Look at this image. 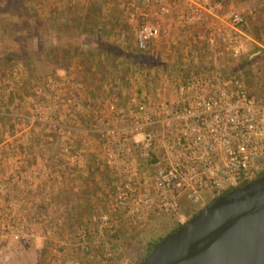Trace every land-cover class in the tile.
I'll return each mask as SVG.
<instances>
[{
	"label": "rangeland",
	"instance_id": "rangeland-1",
	"mask_svg": "<svg viewBox=\"0 0 264 264\" xmlns=\"http://www.w3.org/2000/svg\"><path fill=\"white\" fill-rule=\"evenodd\" d=\"M209 1L220 15L242 14L245 20L242 53L237 57L229 55L219 38L211 45L207 41L208 29L204 23L184 27L176 15L185 10L187 0H164L174 3L175 8L162 24V35L145 51L161 63L136 65L125 55L117 59L105 52L108 60H101L103 67L95 72L100 82H105L107 74L118 80L115 85L119 90L116 94L119 99H115L117 103L122 105L125 101L124 88L129 89L130 93L144 91L152 94L164 78L179 79L210 66L226 71L234 68L236 74L242 75L246 85L250 80L249 90L258 95L264 92V16L255 13L256 2ZM33 6L39 14L52 16L53 20L62 15L58 18L62 23L67 22L73 33L64 31L60 36L61 43L70 42L74 36L78 43L98 46L100 41H105L129 47L126 51L136 48L135 32L143 11L147 10L139 0H34ZM83 13H87V19L93 16L100 18L98 34L87 36L83 31L74 33L76 27L80 30L86 28L83 21L87 19L83 20ZM113 16L117 17L115 23L111 22ZM2 26L0 24V52L4 54L18 46L11 41L9 32H3ZM40 39L43 45L52 43V31L49 28L42 30ZM2 40L12 44H3ZM66 51L69 52L61 50L57 59L54 53L41 55V59L35 58L31 66L17 60L0 67V264H139L151 249L145 237L154 229L152 227L157 221L164 219L172 226L181 222L180 216L184 215V223L190 215L200 211L202 205L190 204L193 212L151 213L148 218L134 221L127 213L115 210V181L112 183L105 170L102 176L97 175L100 178L93 183L89 172L91 168L85 170V166L70 161L74 159L82 141L88 142V151L93 148L90 139L93 133L87 134L85 130L94 124L96 108L103 106V103L86 102L84 99L90 86L83 75L85 71H90L86 63L91 58H86L87 53L80 48L76 51L68 48ZM70 71L75 73V80L82 86L76 90L71 82H60L62 85L59 83L54 88L55 91H62L66 97H75V102L69 107L64 106V112L60 114L59 122L74 128L73 134L68 136L46 124L49 118L48 113L46 115L47 104L52 106L57 98L53 91H47L45 82L49 76L58 79ZM127 80L129 84H126ZM87 103L88 111H85ZM22 130L32 131V134H38L49 143L31 151L25 135L20 133ZM57 143L58 155L49 157V151ZM99 143L103 151V145ZM70 163H75V166ZM57 169L62 177L70 173L77 188L99 183L101 195L90 197L93 208L88 204L89 197L75 196L77 192L70 197L60 196L61 190L57 191V187L60 185L64 188V181L58 179ZM80 173H86L84 178L77 176ZM82 198V210L77 211V200L81 201ZM54 222L58 223L57 231L47 238V224ZM100 224H103L102 229ZM156 226L155 229L161 228L159 224ZM46 239L48 246L44 262L40 263Z\"/></svg>",
	"mask_w": 264,
	"mask_h": 264
},
{
	"label": "built area",
	"instance_id": "built-area-1",
	"mask_svg": "<svg viewBox=\"0 0 264 264\" xmlns=\"http://www.w3.org/2000/svg\"><path fill=\"white\" fill-rule=\"evenodd\" d=\"M139 1L147 10L136 29L135 45L145 52L162 35V24L175 5ZM184 8L176 15L184 27L204 23L211 45L219 38L229 55L242 53L241 13L220 15L209 0H187ZM60 82H71L76 90L82 86L72 71L46 79L47 91L57 98L52 106L47 104L46 124L71 136L74 128L59 120L63 107L72 105L75 97L55 91ZM124 100L120 105L109 97L85 132L99 136L102 161L115 177V210L132 220L153 212H193L190 204L204 208L264 175V92H251L242 75L210 66L179 79L164 78L154 93L129 92ZM79 153L72 162H79ZM185 218L180 216V221Z\"/></svg>",
	"mask_w": 264,
	"mask_h": 264
},
{
	"label": "water",
	"instance_id": "water-1",
	"mask_svg": "<svg viewBox=\"0 0 264 264\" xmlns=\"http://www.w3.org/2000/svg\"><path fill=\"white\" fill-rule=\"evenodd\" d=\"M139 264H264V175L214 199Z\"/></svg>",
	"mask_w": 264,
	"mask_h": 264
},
{
	"label": "trees",
	"instance_id": "trees-1",
	"mask_svg": "<svg viewBox=\"0 0 264 264\" xmlns=\"http://www.w3.org/2000/svg\"><path fill=\"white\" fill-rule=\"evenodd\" d=\"M220 1V0H217ZM235 2H242L248 0H234ZM256 2L255 13L262 14L264 16V0H253ZM34 0H0V24H2L3 32L10 33V39L18 47L10 50L4 54L0 52V67L2 65L11 64L13 61L22 60L26 65L32 64L35 58L41 59V55L54 53L55 59L58 58L60 51L64 50V53H68L66 49H74L75 51L79 48L82 52L87 48L83 44L78 43L74 36L73 40L67 43H61L60 36L65 32L72 34L71 27L68 26L67 22H63L58 16L57 19L53 20L52 16H42L37 12L35 6H33ZM59 19V20H58ZM9 28V31H8ZM49 28L53 33L52 43L43 45L40 39V33L43 30ZM48 30V29H47ZM7 35V34H6ZM14 38V41H13ZM2 39V38H1ZM3 44L9 43L6 40H2ZM2 44V45H3ZM12 44V43H9ZM90 46V44H89ZM122 46H117L115 44H108L105 41H100L99 48L101 50L109 51L115 57H121V55L127 56L131 61L137 63L136 65H156L161 63L156 57L147 52H141L137 48L133 50L126 51L121 48ZM261 50V48H259ZM61 62H59L60 64ZM61 65V64H60ZM228 72L236 73L235 69H231ZM48 76V75H47ZM250 80H247V86L250 88ZM253 92L252 90H250ZM260 95V94H259ZM3 117V116H2ZM59 145L58 143L51 148L48 155L49 157H54L58 155ZM158 213V212H153ZM193 213L192 215L196 214ZM163 214V213H162ZM190 215V216H192ZM157 224L161 227L160 229H155ZM183 223L177 222L171 226V222H167L164 219L157 221L148 233L145 239L149 247H152L156 242L161 240L163 237L178 229ZM46 235L47 238L55 234L53 231H57L58 223L54 222L50 225L47 224ZM167 228V229H165ZM54 229V230H53ZM165 229L162 233L159 230ZM48 239L44 241L42 250V260L40 263L44 262V254L47 250Z\"/></svg>",
	"mask_w": 264,
	"mask_h": 264
},
{
	"label": "crops",
	"instance_id": "crops-1",
	"mask_svg": "<svg viewBox=\"0 0 264 264\" xmlns=\"http://www.w3.org/2000/svg\"><path fill=\"white\" fill-rule=\"evenodd\" d=\"M114 3L115 2H113V4ZM245 3H250V2L247 1ZM86 14L85 13L82 14L83 20L87 19L85 17ZM91 18L92 19H87L89 21H87V20L85 22L83 21L84 25H86V28L85 29L80 30L79 28L76 27L73 30L74 33H78L79 31H83L87 36H93V35L98 34L99 33V30L98 29H100V28H98L100 26V21H99L100 18H97L95 16H93ZM116 18L117 17H115V16L111 17V22H114L115 23V20L114 19H116ZM110 33H112V32L110 31ZM120 43H122V42H120ZM81 44H83L84 47L87 48L83 52V53H85V52L87 53L86 58H91V59H89V63H86L87 64L86 67L90 71H88V70L85 71L84 72L85 75H83L84 76V81L87 84H89V86H90L89 87V90H88V93H87V96L88 97L86 96V98H84V99L87 100L86 102H88V101L89 102H93V101H95V102H101L102 101V103L104 105L107 102V99L109 97H114L115 99H117V98L119 99V97L116 96V94H117V92H119V90H116V88H115L116 87L115 85L118 84V80L115 79V78L112 79V77L107 74L108 77L106 76L105 82H100V78H98L97 77L98 76L97 73H95L96 71H99L100 68L103 67V65H102L103 64V61H101V60H103V59L108 60L107 53L109 54V51L101 50L99 48V45L98 46H93L91 43H81ZM89 44H90V46H89ZM120 45H122V44H120ZM121 48L123 50L129 49V47H126L125 48V46H123V45H122ZM105 52H107V53H105ZM119 58H120V56L117 57V59H119ZM113 65H114V63H113ZM79 67H80V69L82 68L81 66H79ZM107 68L109 69L110 66H107ZM126 84H129L128 80H127ZM123 93H124V95H128L129 94V89L126 90V88H124L123 89ZM87 106H88V103H87L86 106H84L85 111H88ZM90 110H94V108H91ZM82 111H84V110H82ZM78 123H79V121H78ZM20 133H23V135H25L24 136V139L25 140L27 139L28 148L31 151L34 150V149H39L43 145L49 143V141L48 142H45L46 140H43V137L41 139V137H39L38 134H32V131L30 132L29 130L28 131L22 130ZM84 136H85V134H84ZM98 137L99 136H97L95 134H93V136L90 137L91 143H92L91 145H93L92 146L93 148H91V150H89L90 152L87 150V149H89L88 146L87 147H82V146H79L78 147L79 148L78 151H80L79 157L81 159L79 160V162H77L76 164L74 163V164L75 165H78V166H80V165L81 166H85L84 167L85 170H86L87 167L91 168V170L89 172H91V174H92L90 176V179H91V181L93 183H94V180L96 178L97 179L100 178L97 175H100V176L103 175L102 172L104 170H105L106 174L108 175V177L111 179V181L113 183L114 180H115L114 179L115 177L112 174V172L105 166V164L102 161V158H103V155H104V151H102L101 148H100V143L99 142H101V140ZM87 151L90 154L89 155L90 156L89 157V159H90L89 162L87 160V157H88L87 154H86ZM50 162H53V161H50ZM70 164H73V163H70ZM69 170H70V168H69ZM71 171H74V170L71 169ZM56 173L59 174L58 175V179H63V181H64V183L62 182V185L64 186V188H62V186H60V185H58L59 187H57V191H60L61 190V192L59 193L60 196H63L64 198L67 197V196L70 197L71 195H73V192H77V194L74 193L75 196H78V197L84 196L85 198L89 197V198H87L88 204L90 203L89 205L93 208V206H92L93 203H91L92 199H90V197H93L94 198V197H97V195L98 196L101 195V194H99L102 191L100 189L99 183L94 184V186H92V185L91 186H88V184H86L85 187L83 185H80L77 188V187L74 186V180L71 177V174L70 173L67 176H65V174H64V177H62V173H60V171L58 169H57V172ZM72 175H77V174H72ZM85 175H86V173H85ZM85 175H82L80 173L77 176L84 178ZM60 177H62V178H60ZM69 180H71V181H69ZM75 180H78L77 177H75ZM80 182H81V180H80ZM79 188H82V189L78 190ZM82 203H83V198L81 199V201L80 200H77V207H76V210L77 211H78V209L82 210L81 209L82 208ZM94 207H95V204H94Z\"/></svg>",
	"mask_w": 264,
	"mask_h": 264
}]
</instances>
